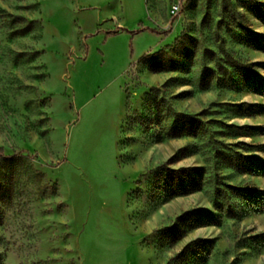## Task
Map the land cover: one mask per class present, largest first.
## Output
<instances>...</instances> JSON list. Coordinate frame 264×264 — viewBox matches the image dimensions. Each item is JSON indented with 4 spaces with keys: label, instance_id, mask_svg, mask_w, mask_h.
<instances>
[{
    "label": "rangeland",
    "instance_id": "374dc122",
    "mask_svg": "<svg viewBox=\"0 0 264 264\" xmlns=\"http://www.w3.org/2000/svg\"><path fill=\"white\" fill-rule=\"evenodd\" d=\"M232 150L264 166V0H0V264H264Z\"/></svg>",
    "mask_w": 264,
    "mask_h": 264
},
{
    "label": "trees",
    "instance_id": "16d2710c",
    "mask_svg": "<svg viewBox=\"0 0 264 264\" xmlns=\"http://www.w3.org/2000/svg\"><path fill=\"white\" fill-rule=\"evenodd\" d=\"M134 33V32H132ZM208 121L203 122L200 118L196 115H189V114H182L176 113L174 122L168 132V136L170 137H179L182 135H189V136H198L203 134H208L209 142L212 140L216 143L217 140L211 138V135L217 133L216 130H209L208 128ZM221 133H226L224 130L220 131ZM215 152H222V151H231L225 147V150H221L220 148H214ZM234 154H237L236 160H229V164L236 165L235 167L240 168L242 171L252 172L255 169H264L263 164L259 163L254 157L249 155H242L237 151H233ZM204 171L201 168H184V169H166L164 182L170 185V191L172 195H177L180 193H187L191 191H195L200 189L202 185V179L204 175ZM214 178V195L217 196L216 205L223 204L220 198L226 197L229 193V190H235L237 193L243 194V196L255 206L262 201V194L258 190H251L249 188H239V187H232L229 184H225L222 181V177H215ZM220 197V198H219ZM217 206V207H218ZM228 208V207H227ZM194 213V211H191ZM186 213L188 215L191 214ZM182 217V216H181Z\"/></svg>",
    "mask_w": 264,
    "mask_h": 264
},
{
    "label": "built area",
    "instance_id": "2783aa9c",
    "mask_svg": "<svg viewBox=\"0 0 264 264\" xmlns=\"http://www.w3.org/2000/svg\"><path fill=\"white\" fill-rule=\"evenodd\" d=\"M179 5H180L179 1H173L170 5L171 11L173 13L177 12L179 10Z\"/></svg>",
    "mask_w": 264,
    "mask_h": 264
}]
</instances>
